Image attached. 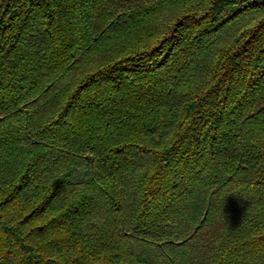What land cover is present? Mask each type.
Here are the masks:
<instances>
[{"label":"trees","instance_id":"obj_1","mask_svg":"<svg viewBox=\"0 0 264 264\" xmlns=\"http://www.w3.org/2000/svg\"><path fill=\"white\" fill-rule=\"evenodd\" d=\"M0 264H264V0H0Z\"/></svg>","mask_w":264,"mask_h":264}]
</instances>
